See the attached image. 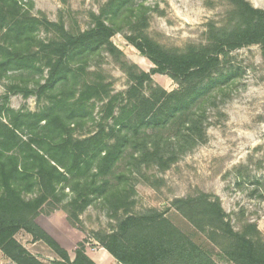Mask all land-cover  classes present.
<instances>
[{"label": "trees", "instance_id": "16d2710c", "mask_svg": "<svg viewBox=\"0 0 264 264\" xmlns=\"http://www.w3.org/2000/svg\"><path fill=\"white\" fill-rule=\"evenodd\" d=\"M25 1L0 0V77L9 72L40 73L45 61L49 71L44 84L37 82L36 90L13 84L9 92L26 97L36 92L40 102L53 92L48 95L50 102L37 112L11 109L8 95L0 106L1 252L13 264H44L15 238L24 231L59 257L55 264H97L82 243L72 259L37 222L44 206L61 202L58 196L69 189L75 197L68 206L84 209L91 196L105 202L116 224L98 242L118 264H218L159 210H131L133 188L124 176L115 175V169L130 155L128 167L136 162L167 171L179 158L173 146L181 136L187 134L194 146L199 144L192 138V104L232 51L255 44L264 51V10L248 0H228L231 9L226 21L208 24L207 47L190 46L183 52L166 49L129 22L126 40L154 68L147 73L123 63L130 85L125 92L113 94L111 83L103 80L70 81L76 72L71 60L88 58L100 49L113 56L121 54L112 44L116 31L105 16L116 20L130 0H110L100 16L92 15V26L78 33L64 23L34 16L29 10L33 0ZM41 29L52 30L54 37L40 40ZM155 74L169 76L180 89L168 92L154 86ZM91 100L103 103L105 115L94 132L75 137L79 120L94 119L93 110L82 113ZM108 120L112 123L107 124ZM176 123L181 126L175 135H167ZM172 206L231 264H264V237L258 226L247 222L242 231H236L219 198L198 191L175 199Z\"/></svg>", "mask_w": 264, "mask_h": 264}, {"label": "rangeland", "instance_id": "374dc122", "mask_svg": "<svg viewBox=\"0 0 264 264\" xmlns=\"http://www.w3.org/2000/svg\"><path fill=\"white\" fill-rule=\"evenodd\" d=\"M109 1L33 0L29 10L34 16L64 23L68 30L78 33L92 26V15L100 16ZM248 1L255 8L264 10V0ZM230 9L228 0H130L116 20L110 21L105 16L116 31L112 44L121 54L113 56L106 49H100L88 58L77 56L71 60L76 72L69 79L76 80L77 84L103 80L111 83L113 94L123 93L130 85L121 67L123 63L136 65L147 73L154 68L126 40L125 35L130 34L129 22H134L166 49L183 52L190 46L197 49L207 47L208 24L212 21L218 25L224 23ZM37 35L40 40L48 41L54 37V32L41 29ZM48 71L44 61L40 73L9 72L0 77V106L8 95L11 109L37 112L50 102L48 95L53 89L40 102L36 92L26 97L23 93L9 92V87L27 85L36 90L37 82L45 83ZM152 79L154 86L168 92L180 89L167 75L155 74ZM68 93L69 87L64 88L66 97ZM102 106L103 103L91 100L83 109L85 114L93 110L94 119L87 123L79 120L75 137L83 138L98 129L99 119L105 115ZM191 109L194 121L192 138L199 142L198 145L194 146L187 134L181 136L178 145L173 146L179 158L167 171H160L156 166H138L136 162L128 167L132 160L126 155L116 166L115 175L124 176L123 179H127L133 188L134 194L128 202L133 203L131 210H159L218 264H231L217 246L177 212L172 202L201 191L219 198L236 231H242V227L250 222L258 226L264 237L263 47L255 44L232 51L214 73L212 81L195 98ZM111 123V120L107 121V124ZM178 126L180 123L168 128L167 135H175ZM58 197L62 198L61 202L46 204L37 220L56 230L70 257L74 258L75 248L82 243L95 263L118 264L99 249V236L111 233L116 224L103 199L91 196L86 208L79 209L68 206L67 203L75 197L69 189ZM17 239L38 258L48 262L53 257L45 244L33 246V239L24 234H19ZM97 251L105 258H96ZM0 264H10L1 253Z\"/></svg>", "mask_w": 264, "mask_h": 264}, {"label": "crops", "instance_id": "0c3cea01", "mask_svg": "<svg viewBox=\"0 0 264 264\" xmlns=\"http://www.w3.org/2000/svg\"><path fill=\"white\" fill-rule=\"evenodd\" d=\"M37 222L53 237V238H55L56 240H57V242L59 243V244H61V246H63L62 245V242H61V240H60V238L57 236V232H56V230L55 229H50V227L49 226H44V224L42 225L38 220H37ZM19 234H24L25 236H27V237H29V238H31L32 239V237L29 235V234H27L26 232H24V231H20L19 233H17L16 234V239H17V236L19 235ZM17 241L19 242V240L17 239ZM20 243V242H19ZM34 244H33V246H37L38 244H44V243H42V242H33ZM24 246V245H23ZM47 246V245H46ZM25 247V246H24ZM48 247V246H47ZM26 248V247H25ZM27 249V248H26ZM48 250H49V252L51 251V253L53 254V257H51L50 258V260L48 261V262H46V261H44V260H42V259H40V258H38L36 255H34V254H32L28 249V251L32 254V255H34L36 258H38L40 261H42L44 264H55V261H60V259H59V257L48 247L47 248ZM100 250H104V252L105 253H107L111 258H113L104 248H102V247H100L99 248ZM0 253L2 254V256L11 264L12 262L1 252V250H0ZM96 258H98V259H100V258H105L102 254L100 255V254H98V251H97V253H96ZM114 259V258H113ZM94 260V259H93ZM115 260V259H114ZM95 261V260H94ZM116 261V260H115ZM96 262V261H95ZM117 262V261H116ZM13 264V263H12Z\"/></svg>", "mask_w": 264, "mask_h": 264}]
</instances>
